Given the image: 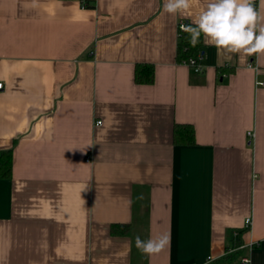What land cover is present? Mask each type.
<instances>
[{
	"label": "crops",
	"instance_id": "0c3cea01",
	"mask_svg": "<svg viewBox=\"0 0 264 264\" xmlns=\"http://www.w3.org/2000/svg\"><path fill=\"white\" fill-rule=\"evenodd\" d=\"M162 8L0 0V151H13L0 264H205L247 218L243 258L264 264V55L241 64L203 42L205 70L186 71L178 24L190 20ZM138 63L155 65L153 84L135 83ZM176 124L196 144H174ZM164 231L169 250L136 249Z\"/></svg>",
	"mask_w": 264,
	"mask_h": 264
},
{
	"label": "clouds",
	"instance_id": "9594fccd",
	"mask_svg": "<svg viewBox=\"0 0 264 264\" xmlns=\"http://www.w3.org/2000/svg\"><path fill=\"white\" fill-rule=\"evenodd\" d=\"M198 2L163 0L162 14L173 17L179 15L190 20V23L179 26L180 31L187 34L190 47L195 48L203 38L205 45L215 47L218 57L231 59V55L235 54L241 64L247 63L248 57L264 55V12L258 9L255 0H206L202 7L193 12ZM198 58L203 59L199 55L196 58L190 57L183 65L184 69L187 71L190 67L197 74L203 72L206 66L197 64ZM248 67L253 70L251 65ZM124 243L130 247V241ZM134 243L142 254L149 257L159 255L170 249L171 232L156 233L146 240L137 235ZM219 258L209 255L205 264H213Z\"/></svg>",
	"mask_w": 264,
	"mask_h": 264
},
{
	"label": "trees",
	"instance_id": "16d2710c",
	"mask_svg": "<svg viewBox=\"0 0 264 264\" xmlns=\"http://www.w3.org/2000/svg\"><path fill=\"white\" fill-rule=\"evenodd\" d=\"M190 23V22H187ZM187 34L179 32L177 44V61L186 63L188 59L203 56V38L200 43L192 48L187 41ZM185 49H187L185 51ZM134 80L137 84H153L155 81V65L152 63H138L135 66ZM173 142L176 145H193L196 144L195 129L191 124H176L173 131ZM13 172V151L2 150L0 151V179H10ZM132 224H112L111 233L113 235H130L132 232ZM249 228L244 227L238 230L235 239L236 244L234 247H226L227 254L213 261V264H243L242 259L245 251L248 249L243 246L242 235L247 232ZM232 232V233H233Z\"/></svg>",
	"mask_w": 264,
	"mask_h": 264
},
{
	"label": "built area",
	"instance_id": "2783aa9c",
	"mask_svg": "<svg viewBox=\"0 0 264 264\" xmlns=\"http://www.w3.org/2000/svg\"><path fill=\"white\" fill-rule=\"evenodd\" d=\"M180 24H187V21H185V20H181L180 22H179V24H178V30H179V32H181L180 31V28H179V26H180ZM197 64H201V59H197ZM195 72V71H194ZM196 73V72H195ZM202 73V72H201ZM260 85H262V86H264V83H262V82H260L259 83ZM3 88V83L2 82H0V90ZM101 122H99V124H100ZM251 137H253V134L251 133ZM87 160H89V157H87ZM250 224H251V218H247V220H246V222H245V227H247V228H249L250 227ZM242 263L243 264H248L249 263V258H247V257H245V258H243L242 259Z\"/></svg>",
	"mask_w": 264,
	"mask_h": 264
}]
</instances>
